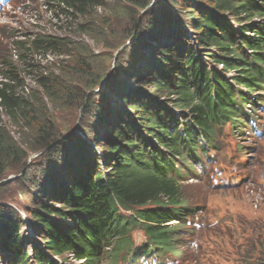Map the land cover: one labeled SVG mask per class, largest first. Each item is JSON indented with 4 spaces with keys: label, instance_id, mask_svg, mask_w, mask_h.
Segmentation results:
<instances>
[{
    "label": "trees",
    "instance_id": "trees-1",
    "mask_svg": "<svg viewBox=\"0 0 264 264\" xmlns=\"http://www.w3.org/2000/svg\"><path fill=\"white\" fill-rule=\"evenodd\" d=\"M126 1L141 9L149 4ZM180 1L181 18L167 11L150 22L158 44L148 52L151 57L138 56L143 70L122 72L136 85L118 87L117 108L99 104V94H75L73 83L66 82L69 74L64 78L57 66L42 65L58 63L67 70L61 60L87 49L79 39L96 43L94 27L102 23L107 0H50L51 16L65 23L61 33L70 39L26 36L14 44L18 60L1 58L0 183L9 161L25 166L31 149L25 135L58 162L25 177L34 190L22 193L31 201L26 214L40 235L33 258L21 234L26 227L22 217L0 207V257L8 264H56L55 257L67 260L70 255L77 264H118L132 254L173 250L179 230L172 222H182L193 208L181 180L205 163L209 147L220 145L226 124L232 130L242 124L241 108L251 101L247 93L264 82V0ZM184 23L192 29V43ZM51 56L57 59L53 63ZM83 61L79 73L88 68ZM22 63L27 67L18 70ZM29 79L34 87L25 84ZM48 102L74 104L83 119L94 121L78 134L61 136ZM4 118L19 129L20 145ZM121 210L132 214L126 217ZM132 228L143 229L144 245L132 248Z\"/></svg>",
    "mask_w": 264,
    "mask_h": 264
},
{
    "label": "rangeland",
    "instance_id": "rangeland-1",
    "mask_svg": "<svg viewBox=\"0 0 264 264\" xmlns=\"http://www.w3.org/2000/svg\"><path fill=\"white\" fill-rule=\"evenodd\" d=\"M133 1L143 2V0ZM144 1H148L149 4L141 9L126 0H107L106 12L100 11V16L103 17L102 23H97L94 27L97 42L94 43L87 37L79 39L77 35H73L71 38L79 39V43L85 44L87 49H82L75 58L66 57L61 60L67 70L61 68L60 64L53 63L57 60L56 56H51L50 63L53 65L45 61L42 65L57 66L61 69L59 74L64 78L69 74L66 82L73 83V89L77 90L75 94L79 91L90 97L99 94L97 96L99 104L106 102L105 107L113 105L117 108L118 101L115 98H119L116 96L118 87L122 90L124 84L136 85V81H131L128 75L122 72L125 70L129 73L138 67L139 70H143L144 64L138 56L144 57L146 54L147 57H151L148 52L158 44L156 27L150 25V22L155 17L161 18V15L167 11L177 18L184 15L179 0ZM176 1L178 3L175 4ZM49 3L50 0H19L12 8L10 7L12 5H9V8L4 9V13L0 15V65H3L1 58L12 57V60H18L19 52L14 44L19 39L26 40L24 39L26 36L50 35L57 39H70L61 33L65 31L63 27L65 23L51 16L53 11L51 12L52 7L48 5ZM183 29L190 31L185 23ZM149 43L150 45L146 46ZM144 50L146 53H143ZM82 59L83 63H88L85 66L88 68L84 71L83 67L79 73L77 70L81 66L79 62ZM25 67L27 65L22 63L17 69L24 70ZM107 82L109 84L106 85ZM25 84L33 86L30 79L25 80ZM108 95L110 101L107 102ZM46 104L53 127L61 133V136L78 134L80 128L86 129L94 121L90 117L83 119L79 107L73 106L74 104L64 103L60 107H55L49 102ZM124 109L129 112L128 108ZM254 110L260 111V108ZM260 118L264 123V114ZM4 120L7 122L6 128L10 135L20 145L23 138L19 134V129L11 125L7 119ZM241 128L242 126L236 131H232L230 126L224 128L222 139L225 149L217 157V166L231 168L232 152L238 148H242V154L240 160L235 162H242L243 165L237 163L231 173L213 178L209 182L206 171L197 172L195 176L189 174V178L195 177L194 180L183 183L189 204L195 208H202V218L190 228L187 225L188 234L181 236L182 239H188L186 248L183 249V244L175 245L182 255L166 253L165 259L163 258L168 259L166 264H264V127H260L262 135L251 139L245 137ZM102 134L104 136L105 132H101L100 137ZM25 136V141L31 149L26 151L27 159L23 168H19L15 162H8V170L0 183V207L15 210L22 217L23 224L30 225L26 207L31 201L22 193L31 192L33 189L25 182V177L33 178L38 174L40 166L54 168L55 165L58 166V162L51 157L52 155L49 156L50 152L36 146L31 135ZM93 136L94 134L89 137ZM249 147H253L254 150ZM218 183L222 184L218 185ZM121 212L126 217L131 214ZM21 234L25 237V245H28L26 250L30 254V244L35 242L34 239L38 240L40 235L31 232L30 228L29 230L23 228ZM132 237L134 246L145 243V235L141 229H135ZM71 258L57 260V264H76ZM149 263L145 261L143 264ZM0 264L8 263L0 257Z\"/></svg>",
    "mask_w": 264,
    "mask_h": 264
},
{
    "label": "clouds",
    "instance_id": "clouds-1",
    "mask_svg": "<svg viewBox=\"0 0 264 264\" xmlns=\"http://www.w3.org/2000/svg\"><path fill=\"white\" fill-rule=\"evenodd\" d=\"M190 29V28H189ZM191 30V29H190Z\"/></svg>",
    "mask_w": 264,
    "mask_h": 264
}]
</instances>
